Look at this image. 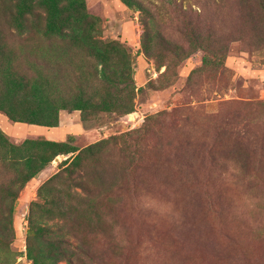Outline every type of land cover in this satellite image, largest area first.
Listing matches in <instances>:
<instances>
[{
    "label": "rangeland",
    "instance_id": "obj_1",
    "mask_svg": "<svg viewBox=\"0 0 264 264\" xmlns=\"http://www.w3.org/2000/svg\"><path fill=\"white\" fill-rule=\"evenodd\" d=\"M234 11V0H0L11 65L60 62L46 100L83 101L55 126L0 113L8 141L72 151L19 190L0 264H264V174L247 181L231 158L199 153L264 148V42L234 40ZM84 19L87 44L64 42L66 21ZM26 20L53 31L18 28ZM103 98L113 106L84 103Z\"/></svg>",
    "mask_w": 264,
    "mask_h": 264
},
{
    "label": "trees",
    "instance_id": "obj_2",
    "mask_svg": "<svg viewBox=\"0 0 264 264\" xmlns=\"http://www.w3.org/2000/svg\"><path fill=\"white\" fill-rule=\"evenodd\" d=\"M234 3V12L238 13V17L241 14L240 12L245 11L244 17L240 16V18H236L238 26L236 25L237 30L234 32L236 34L234 40L247 46H254V43H259L261 40L264 42V0H234ZM248 16L249 18L246 19ZM17 24L18 28H22V26H34L39 31H41V26L44 27L37 20L33 21V23L29 20L25 22L20 21ZM65 24V27L71 31L72 37L70 39H63L65 36H60L64 42H70L74 47L75 45L78 47L84 43L87 44L86 38L81 37V33L84 34L91 25L87 19L76 22L75 24L77 25L75 26L69 25L68 21ZM1 29L2 25L0 23V31ZM44 30L52 32L53 27L47 24ZM6 40L0 32V60L7 62L6 64H2L0 61V113H4L10 120L15 122L55 126L60 108L66 109L68 106H77L76 104L78 102H83L82 97H80L81 99L78 98L80 93L78 95L74 94L67 101L64 99L52 100L51 98L46 100L45 85L49 81H52L56 85L60 80V62L56 61L47 69L48 66H43L42 61L39 64L38 58L34 57L32 53H29L28 56H31V54L33 56L25 57L26 54L24 55L22 61L24 62L25 69L21 70L22 66L11 65L14 58L9 61L8 56L12 55L13 52ZM227 42L228 39L226 37L222 38L221 49L227 46ZM175 46L176 44L172 42V47L175 48ZM67 49H69L68 46ZM48 52L51 51L48 50ZM205 60L208 61L207 57ZM213 62L215 64V60ZM46 71L49 73L45 74ZM99 73L97 76L99 80L98 82L96 81V84L104 88L110 82L106 76L105 67L102 66ZM75 79L76 76H74V82ZM111 101L114 100L111 99ZM84 103L86 106L106 107V109L114 104L106 100V98L100 99L99 102ZM128 103L127 101V103L121 104L126 111L128 109V107L126 108ZM226 130L225 128L217 129V136L219 137L222 134L225 139L227 136L232 138L231 134ZM232 144L230 149L226 147L221 148L220 151L214 150L212 146L206 147L203 144L204 146L202 145L203 147L199 153L203 152V156H207L209 160L216 163L222 161L223 158H231L235 163H239V168L247 181L254 182L262 178L261 176L264 174V148L258 149L252 146L250 147L244 144L242 140H235ZM63 147L37 140H24L16 144L8 141L0 132V237H5L8 234V230L10 231V216L13 211L14 200L19 190L25 182L33 178L56 155H66L72 152L70 148L64 149ZM223 155L227 156L224 157ZM192 164L193 162L188 165L190 169L193 168Z\"/></svg>",
    "mask_w": 264,
    "mask_h": 264
}]
</instances>
